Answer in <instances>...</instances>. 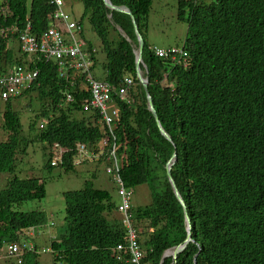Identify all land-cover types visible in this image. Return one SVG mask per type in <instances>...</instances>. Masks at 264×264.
I'll return each instance as SVG.
<instances>
[{
	"label": "trees",
	"instance_id": "16d2710c",
	"mask_svg": "<svg viewBox=\"0 0 264 264\" xmlns=\"http://www.w3.org/2000/svg\"><path fill=\"white\" fill-rule=\"evenodd\" d=\"M110 1L127 7L137 23L144 40L148 93L171 142L159 133L137 80L125 98L128 103L112 94L111 102L118 109L115 133L105 122L98 125L99 112L83 110L89 99L86 92L58 79L52 63L29 62L8 47L17 42L18 32H10L14 27L22 31L29 24L36 36L46 31L55 9L51 0H2L0 71L12 64L38 71L35 84L16 99L36 93L43 103V128L26 138L12 101L0 103V129L8 134L0 141V174L6 175L0 190V249L16 239L17 231L44 221L42 213L21 210L26 202L45 197L44 181L15 174L20 153L30 141H37L47 152L46 171L55 168L54 146L68 149L58 166L63 172L87 164L89 158L77 148L83 144L95 169L101 164L117 167L116 176L131 189L147 185L151 202L132 211L145 264H159L163 253L187 236L182 207L163 168L173 153L171 176L186 205L192 239L177 255L176 264H264V0H176L177 20L187 26L182 44L188 58L186 64L180 61L175 66L156 58L144 39L152 0ZM80 2L81 21H87L105 55L101 65L105 81L115 86L125 74L135 77L137 41L130 16L109 11L102 0ZM109 30L117 38L111 39ZM87 48L96 68L90 42ZM66 93L73 95L68 104ZM33 127L31 122L28 129ZM108 134L109 141L102 144L101 138ZM76 159L83 161L75 164ZM103 172L112 181V174ZM95 179L90 174L81 189L63 193L62 231L53 232L55 237L45 247L36 246L51 250L45 254L52 264H124L112 252L122 243L123 228L110 217L114 205L104 189L94 187ZM39 258L37 252L26 253L22 264H41ZM162 264H172V258Z\"/></svg>",
	"mask_w": 264,
	"mask_h": 264
},
{
	"label": "rangeland",
	"instance_id": "374dc122",
	"mask_svg": "<svg viewBox=\"0 0 264 264\" xmlns=\"http://www.w3.org/2000/svg\"><path fill=\"white\" fill-rule=\"evenodd\" d=\"M176 2H177L176 0H152V4L150 5L151 9L147 21V30L143 32L144 39L147 42V44L156 46L159 49L161 48L168 49L170 47L180 48L182 46L186 34L187 26L183 21L177 20ZM64 4H65L64 11L69 14V18L71 20L80 22L81 27L83 28V35L85 40L87 41V44L90 42V44H92L93 46V50L95 51L94 57L96 58L97 65L96 68L91 65H88V68L85 71H89L90 69H93V72L91 73L85 72L86 80L87 77L90 76L91 79L97 81L100 80L99 83L105 86L106 88L111 87V88L119 89L118 92L119 95H117L118 98L120 99V101L128 103L129 102L128 99L127 100H122V99L130 92V90L133 89L135 80H137L136 77L125 74L121 79V81L115 86L105 81L104 72H102L101 70V65L102 63L105 62V55L101 50V43L99 39L92 33L87 21L86 20L81 21L83 8L80 0H64ZM14 28L17 29V27ZM108 33L111 39L117 38L114 30H109ZM120 34L125 36L123 32H120ZM8 47L14 50L17 56H19L20 54L22 55V52L19 51V43L17 42L16 43L13 42V44L10 43ZM18 51L20 54L17 53ZM89 57H91L90 53L87 59ZM187 58L185 62L183 60H181V62H183V64L184 63L186 64ZM179 62L180 61H175L173 63L170 62V64L172 66H175L176 64H179ZM14 65L17 64H12L8 67H5V70L0 71V74L9 71L10 68ZM144 74H146V71H144ZM93 75L99 79H95ZM165 76L166 75H164V77ZM164 83L165 81H163L162 85H164ZM71 84L78 91L86 92L87 94H90L91 98L88 99L86 104H89V102L91 101L94 111L98 112L100 110V107L103 106V110H101V112L105 111L107 108H110L112 109V115L116 117L118 109L113 105V102H111L109 105H106L105 104L106 100L102 101L101 98L98 97L96 94L91 95V89L89 88L88 80L86 83L85 79L82 77L78 81H74ZM28 89L30 88L23 89V91L20 94H23ZM20 94L18 96H20ZM16 97L8 98L10 101H12L11 108L19 116L18 118L20 119V123L22 125V135L25 136L26 138L31 139L38 133V127L41 124V120H42V117H40L41 116L40 113L43 108V103H39V101L36 99V93L33 94L31 93L26 97H21L18 99H16ZM49 105H50L49 101L44 100V106H46V108L47 107L49 108ZM1 109H3V107ZM85 111L89 112L90 109ZM47 114L49 115L50 112H47ZM117 120L118 118L116 119V122ZM1 122L2 121L0 118V125ZM31 122H33L34 124L33 127L34 129L29 130L28 126ZM105 122L106 123L109 122L108 117ZM97 124L100 126L104 125L103 121L100 118ZM111 128L113 133H115L114 131L117 129L116 123L112 124ZM7 135L8 134H6L0 129V141L5 140ZM101 139L103 144L107 138L106 136H104ZM78 145L81 148V149L78 148L79 152H83L82 156H85V158L87 159L89 158V161L87 162V164L74 168L73 171H69V172H63L62 169L58 167L46 171L43 168V164L45 162L47 152L45 153V151L42 149L43 147L42 144L37 141H30L26 145L25 153L24 154L20 153V155L18 156V163H16V171H15L16 176L20 178L33 176L35 178H40L42 181H44L45 184V191H46L45 197L39 201L35 200V201L26 202L21 209L22 212L34 211L35 213L38 214L42 213L43 216L42 220L44 221L41 224L38 225L36 224L35 228L37 229L38 232L35 231L33 232L36 235V237L33 238H35L36 240L37 238H39L40 240L42 238V240L39 242V248L45 247V245L48 243V240L50 239L49 237L54 236L53 232L59 234L63 229L62 224H64L63 221H64V208H65V202L63 199L64 192L81 189L83 187V182L89 178L90 174H94L96 176L95 179L96 182L93 184L95 188L102 187L104 189L111 190L112 187H115V185H113L110 182L111 176L109 178V176L105 175L103 172V170L105 172H108L109 167H104L101 164L100 167L95 169V162L93 161V159L90 160L92 155H90L91 153L87 151L88 148L83 144H78ZM59 148L62 149L63 152L60 154L59 151L54 149L58 153V155L55 157L59 158V154H60V158L62 160L63 154L65 152H68V149H64L61 147ZM103 151L104 150L100 148L99 153H102ZM77 156L82 157L81 154ZM5 179H6V175L0 174V190L4 188L6 182ZM111 191H112V201L114 202V204H116L119 199L116 193L117 190L116 188H114ZM150 192L152 191L147 187V185H140L134 187L132 189V198H131L132 207L136 209L137 208L142 209L144 206L148 205L151 202ZM119 212L121 211L119 210ZM111 216L122 224L123 232L125 233L129 232L128 230H124V228H128L129 225L123 223L124 220L123 213L122 216H119L116 213V211L113 210ZM143 225L145 224L143 223ZM137 238L138 240H141V237L139 235H137ZM3 260H5V258H3ZM39 262L40 263L42 262L43 264H52L51 256L49 254H40ZM9 264H16V262L14 259H10Z\"/></svg>",
	"mask_w": 264,
	"mask_h": 264
},
{
	"label": "built area",
	"instance_id": "2783aa9c",
	"mask_svg": "<svg viewBox=\"0 0 264 264\" xmlns=\"http://www.w3.org/2000/svg\"><path fill=\"white\" fill-rule=\"evenodd\" d=\"M2 0H0L1 3ZM51 4L55 6L54 12L48 16L50 25L48 29L40 36H36L31 33L30 25L27 24L25 29L17 31L13 28L10 32H18L17 42L19 43V51L22 52L29 62L33 60L39 61L40 59L45 61H53L57 65V72L61 80L72 83V80L66 79L67 74L71 71H81L83 73L91 65L88 57L89 53L83 50V42L78 39L80 32L79 25L72 21L68 14L63 11L64 0H51ZM0 12L3 10L0 9ZM3 33V31H1ZM154 54L157 58L163 60H169L170 62L181 61L185 62L188 57L187 52L182 48L172 47L169 49H157L154 48ZM38 76V71L31 70L27 66L14 65L9 71L0 74V98L6 100L18 96L23 89H27L35 81ZM86 79V74H85ZM89 88L91 89V95L96 94L101 100H109L110 87L106 88L101 85L99 81L87 77ZM86 80V82H87ZM72 85V84H71ZM67 101L70 103L73 101V97L70 93H66ZM84 111L93 108L91 101L89 104H85ZM103 110V106L100 107V111ZM117 116V115H116ZM109 118V117H108ZM104 120L107 117L104 115ZM110 118L109 122L110 123ZM81 149V148H80ZM61 154L63 152L60 148H55ZM56 161L52 162L55 165ZM123 198L122 206H125V194L121 190L119 191ZM127 245L117 246L118 258L121 259V254L128 253L131 255V264H140L142 253L135 242V236L129 234L127 236ZM12 251L16 248L13 246Z\"/></svg>",
	"mask_w": 264,
	"mask_h": 264
},
{
	"label": "clouds",
	"instance_id": "9594fccd",
	"mask_svg": "<svg viewBox=\"0 0 264 264\" xmlns=\"http://www.w3.org/2000/svg\"><path fill=\"white\" fill-rule=\"evenodd\" d=\"M65 5V4H64ZM55 10V9H54ZM63 11H64V6H63ZM54 12V11H53ZM65 12V11H64ZM66 13V12H65ZM68 14V13H67ZM68 16H69V14H68ZM48 21H49V19H48ZM72 21H74V20H72ZM74 22H76V21H74ZM78 25H79V28H80V32H79V34H78V39L79 40H81L82 42H83V50L84 51H86L87 53H88V48H87V41L85 40V38H84V35H83V28L81 27V25L79 24V22H76ZM49 25H50V21H49ZM49 25H48V27H49ZM48 29V28H47ZM46 29V30H47ZM82 36H83V38H82ZM149 45V51L151 52V53H153V55L155 56V54H154V48H157L158 49V47H156V46H153V45H150V44H148ZM183 47V44H182V46L180 47V48H182ZM170 48H172V47H170ZM162 49V48H161ZM169 49V48H168ZM183 49H184V47H183ZM185 50V49H184ZM186 51V50H185ZM156 57V56H155ZM89 59H90V63H91V66H93V62H92V60H91V57H89ZM160 60H163V59H160ZM45 61V60H44ZM167 61V60H166ZM45 62H49V63H52V65L55 67V70H56V75H57V77H58V79H61L60 77H59V74H58V72H57V65H56V63H54L53 61H45ZM18 65V64H17ZM21 66H23V65H21ZM24 66H26V65H24ZM27 67H28V65H27ZM29 68V67H28ZM146 71V70H145ZM89 72L91 73V72H93V70L92 69H90L89 70ZM67 78L66 79H70V80H72V82H74L75 81V77L77 76L79 79L80 78H84L85 79V73H83V72H81V71H71V72H69L67 75ZM38 77V76H37ZM95 78V77H94ZM37 79V78H36ZM36 79H35V81L31 84V86L29 87L30 89H31V87L35 84V82H36ZM96 79V78H95ZM63 81H65V80H63ZM85 81H86V79H85ZM97 81V80H96ZM99 82H100V80H98ZM65 82H67V83H69L70 85V87L71 88H74L72 85H71V83L70 82H68V81H65ZM87 83V82H86ZM118 92H119V89H117V88H111L110 87V92H109V100L108 101H106V105H109L110 103H111V97H112V94H115L116 96L117 95H119L118 94ZM71 94V93H70ZM72 95V94H71ZM73 96V95H72ZM88 96H89V98H91V96H90V94H88ZM127 96V95H126ZM126 96L122 99V100H125V98H126ZM118 97V96H117ZM9 99H6V100H2L1 98H0V102L2 103V102H6V101H8ZM91 100V99H90ZM66 104H68V103H66ZM84 110V109H83ZM92 110H93V108H92ZM99 112V115H100V119L103 121V123L105 122V120H104V115L106 116V117H109L110 118V123H109V126L111 127V125L112 124H114L115 122H116V119H117V117H118V113H117V116L116 117H114L113 115H112V109H110V108H107L105 111H103V112H101L100 110L98 111ZM106 123V122H105ZM40 127V128H39ZM39 129H42L43 128V125L42 124H40L39 125ZM110 131H112V128H108ZM111 134V137H114L115 135L113 134V133H110ZM110 134H108L107 136H106V141H109V135ZM106 141H104V143L103 144H105L106 143ZM59 148V146H54L53 147V149H55V148ZM77 148H80V146L79 145H77ZM56 161V164L55 165H52V162L53 161ZM81 161H83V160H79V159H76V161H75V164H79ZM52 162H51V165L53 166V167H58V166H60L61 164H62V160H61V158H60V154H59V158H56V157H53V159H52ZM117 167H109V171L108 172H106L107 174H112V181H110L113 185H115V187H112L111 188V190H113L114 188H116V190H117V196L119 197V199H118V202L116 203V204H114V202L112 201V191L111 190H109V189H104V188H100V189H104L108 194H109V198H110V202L114 205V209L113 210H115L116 211V213L119 215V216H122V213H123V218H124V220H123V223L124 224H128L129 225V227L128 228H124V230H128L129 232L128 233H125V232H123V237H122V243H119V244H117L116 245V247L112 250V252H113V255L116 257V259H118V260H120V261H122L123 260V262H124V264H131L130 263V259H131V255H128V253L126 252V253H124V255H122L121 254V259H119L118 258V251H117V246H119V245H122V246H126L127 245V236H129V234L130 235H132V236H135V242L137 243V245H138V247H139V249H140V251H141V253H142V258H141V260H140V264H145L144 262H143V258H144V256H145V254H146V252H144V249L142 248V246H141V242H139V240H138V238H137V224H136V221H135V219H134V214H133V210H135L136 208H133L132 207V205H131V198H132V189L131 188H128V187H125L123 184H122V182H121V180L116 176L117 175ZM122 191V192H124V194H125V198H126V200H125V206H122V203H123V198L121 197V195H120V193H119V191ZM122 200H121V199ZM138 209V208H137ZM119 210L122 212H119ZM112 213V212H111ZM187 213V212H186ZM110 217H112L111 216V214H110ZM185 218V217H184ZM120 223V222H119ZM191 224V223H190ZM52 225V224H51ZM120 225L122 226V224L120 223ZM191 230V229H190ZM38 232L37 231V229L35 228V226H30V227H27V228H24V229H21V230H19V231H17L16 232V239L14 240V241H10L9 243H7V244H5L3 247H2V249H0V261H2L3 260V258H5V264H9V260L10 259H14L15 260V262H16V264H22V256L24 255V254H26V253H29V252H31V253H39V254H45L46 252H49V251H51V250H49V248H45L44 250H38L37 248H36V246L39 244V242L42 240V238H41V240L39 239V238H37V240L35 239V238H33V237H36V235L33 233V232ZM186 231H187V226H186ZM147 235L148 236H150L151 235V229H148L147 231ZM190 232V231H189ZM53 237H55V236H51V237H49L50 239L48 240V243H49V241H51V239H53ZM191 237V236H190ZM13 246H15V248H16V250L15 251H12V247ZM1 257H3V258H1ZM2 259V260H1ZM42 263V262H41ZM160 263V262H159ZM43 264V263H42Z\"/></svg>",
	"mask_w": 264,
	"mask_h": 264
},
{
	"label": "water",
	"instance_id": "95a60500",
	"mask_svg": "<svg viewBox=\"0 0 264 264\" xmlns=\"http://www.w3.org/2000/svg\"><path fill=\"white\" fill-rule=\"evenodd\" d=\"M102 2H103L104 7L106 9H108L109 11L122 13V14H126V15L130 16V19L132 22V27H133V32H134V35H135L136 41H137V49H136V51H134V74H135V77H136L138 83L141 85V87L143 88V90L145 92L147 109L149 110L150 114H152L159 133L167 141L171 142V138L165 132V130L163 129L162 125L160 124V122L158 120L157 114H155L156 111L154 109L151 96L148 93V80H147L146 74H144L146 67H145L144 62L142 60L144 40H143V37L141 36L139 30H138L137 23L135 22L131 11L127 7L114 6L110 0H102ZM109 18H110V15H109ZM116 29L118 32H122L119 28H116ZM175 163H176V155L173 153L163 168L165 171V176L167 177L168 183H169L171 190L173 192V195H174L175 199L178 201V203L180 204V206L182 207L184 217H185V223L187 226V236L181 244L175 246L174 248H172L170 250H166L161 257L159 264H162L167 257H171L172 258V264H176L177 255H179L184 250V248L187 246V244L192 241V239L190 237V232H189L191 229L190 228L191 224H190V219L186 213V205H185L183 199L181 198V196L178 192V189L175 185V182L171 176V167Z\"/></svg>",
	"mask_w": 264,
	"mask_h": 264
}]
</instances>
